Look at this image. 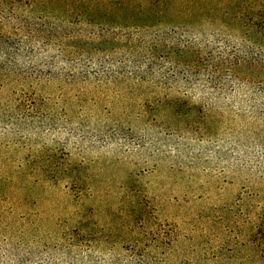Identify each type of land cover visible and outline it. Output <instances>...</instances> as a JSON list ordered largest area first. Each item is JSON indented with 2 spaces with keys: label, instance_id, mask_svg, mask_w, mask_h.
<instances>
[{
  "label": "rangeland",
  "instance_id": "obj_1",
  "mask_svg": "<svg viewBox=\"0 0 264 264\" xmlns=\"http://www.w3.org/2000/svg\"><path fill=\"white\" fill-rule=\"evenodd\" d=\"M245 1L0 0V264H264Z\"/></svg>",
  "mask_w": 264,
  "mask_h": 264
},
{
  "label": "trees",
  "instance_id": "obj_2",
  "mask_svg": "<svg viewBox=\"0 0 264 264\" xmlns=\"http://www.w3.org/2000/svg\"><path fill=\"white\" fill-rule=\"evenodd\" d=\"M242 1H243V4H242L243 10L240 7V5H237V7H238L237 11L238 12H236V14L232 17L233 20H235V21L242 20L241 21L242 25L246 26V27L256 25L257 23L254 21L252 15L256 14V15L260 16L261 10H258V8L253 3H248L245 0H242ZM259 4H261V3L259 2ZM231 48H232L231 52H230L231 54L229 53L230 56H239L238 55L239 49L235 45H233Z\"/></svg>",
  "mask_w": 264,
  "mask_h": 264
}]
</instances>
